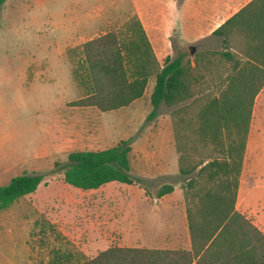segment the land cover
<instances>
[{
  "label": "rangeland",
  "instance_id": "obj_1",
  "mask_svg": "<svg viewBox=\"0 0 264 264\" xmlns=\"http://www.w3.org/2000/svg\"><path fill=\"white\" fill-rule=\"evenodd\" d=\"M225 1H5L0 18V185L24 172L42 175L44 181L34 194L1 211L0 264L19 262L27 242L30 258L41 264H82L111 247L167 249L177 246L180 235L187 236L181 214L171 209L177 196L161 200L157 193L164 185L182 193L187 183L180 168L216 156L213 145L198 135V119L201 109L220 95L231 65L214 55L225 51L218 37L197 39L190 29L199 25L192 15L205 21ZM249 1L233 0L230 14ZM163 10L171 21L164 36L171 56L185 55V63L192 65L191 98L173 107L162 104L148 120L152 76L145 96L130 108L103 113L76 106L89 87L82 45L122 31L129 22L134 26L136 17L151 26ZM128 139L133 184L113 182L83 191L65 183L70 153L105 150ZM247 144L255 151L252 162L264 167V89L255 100ZM146 155L153 160L142 162ZM160 169L166 171L159 174ZM242 206L240 195L239 210Z\"/></svg>",
  "mask_w": 264,
  "mask_h": 264
},
{
  "label": "trees",
  "instance_id": "obj_2",
  "mask_svg": "<svg viewBox=\"0 0 264 264\" xmlns=\"http://www.w3.org/2000/svg\"><path fill=\"white\" fill-rule=\"evenodd\" d=\"M5 1L0 0V18ZM133 25L82 45L89 87L76 106L103 113L127 108L144 96L152 76L156 81L148 120L162 104L173 107L191 98V62L185 63V55L168 56L161 67L138 17ZM212 36L225 49L214 55L230 63L231 70L220 95L199 113L198 135L213 145L216 156L180 168L187 183L190 249L111 247L82 264H264V233L236 208L253 108L264 89V0H251ZM131 153V139L105 150L72 152L64 181L83 191L113 182L131 185ZM43 181L42 175L24 172L0 185V213L34 194ZM173 191V185H164L157 197Z\"/></svg>",
  "mask_w": 264,
  "mask_h": 264
},
{
  "label": "crops",
  "instance_id": "obj_3",
  "mask_svg": "<svg viewBox=\"0 0 264 264\" xmlns=\"http://www.w3.org/2000/svg\"><path fill=\"white\" fill-rule=\"evenodd\" d=\"M209 7L211 8V6ZM232 7H233V0H229V1L226 0L225 2H222L221 4L214 6L212 11H210L209 16L206 17L205 21H204L205 17L203 19V17L201 18L200 15H199L200 16L199 18L198 16H196V14L192 15L193 16L192 19H195L199 23V25L192 27V29H190L191 30L190 33L192 35H195V38L197 39L204 38L205 34H211L210 36H212L213 31H215L218 27H220L222 24H224L227 20H229L234 15V14H230ZM196 17L198 18V20L196 19ZM170 22H171L170 17L166 13L165 10L162 11V15L160 17L159 16L154 17V19L150 22L152 23L151 26H147L142 21V25L150 40V43L152 45V48L154 50L155 56L159 64L163 62L168 56H171L170 48L168 44L165 43V40H164V36L166 34V27ZM213 24H217V26L214 29L210 30V27ZM208 30L210 31L208 32ZM154 86L155 85H153V89H154ZM146 91H147V88H146ZM146 91H145V94H146ZM142 98L136 100L135 102H133L131 106L127 108L135 106L138 102H140ZM150 99H151V95H150ZM253 153H255V151L253 150L252 147H250V144L249 145L247 144L246 151H245V157H244V163H243V169H242L241 178H240V185H239V190H238V195H237L236 208L240 213H242L248 219H250L264 233V169H263L264 167L260 163L259 165L255 166V163L252 162V159H251ZM151 158H152L151 156L146 155L144 159H142L141 161L148 163L150 160H153ZM249 158H250V161H249ZM131 169H132V162H131ZM256 170H257V173H259L260 178L256 177V174H257ZM163 171H166V170L160 169L159 174H162ZM181 191L183 192L180 193L177 190V188L174 187V191L172 193L167 194L160 198L161 200H166V198H169L170 196H177V204L175 205L173 204L171 206V209H172V212L177 211L179 212V214H181V220L183 221V224H184L183 227H185L187 231L186 237H183L184 235L183 236L180 235L174 240V244H176L177 246L170 248L171 245L168 244L170 247L168 246L169 248L167 249H178L181 247H183V249H190L191 247L189 229H188V221H187V202L185 199V192H186L185 185L181 188ZM240 195L242 197V202H243L242 210H239L238 208V199ZM176 208L178 209L175 210ZM5 210H10V209L7 208ZM5 220H8L6 218V215H5ZM22 254H23L22 255L23 258L19 262L18 261L11 262L9 259H6L5 264H41L40 259L35 258L34 260H32L30 258L29 242H27L25 246L23 247Z\"/></svg>",
  "mask_w": 264,
  "mask_h": 264
},
{
  "label": "water",
  "instance_id": "obj_4",
  "mask_svg": "<svg viewBox=\"0 0 264 264\" xmlns=\"http://www.w3.org/2000/svg\"><path fill=\"white\" fill-rule=\"evenodd\" d=\"M190 52L191 53H194V48H190Z\"/></svg>",
  "mask_w": 264,
  "mask_h": 264
}]
</instances>
